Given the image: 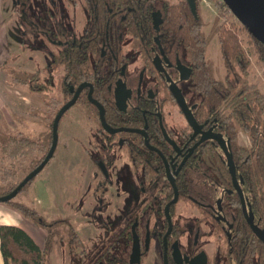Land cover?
<instances>
[{"label":"flooded vegetation","instance_id":"flooded-vegetation-1","mask_svg":"<svg viewBox=\"0 0 264 264\" xmlns=\"http://www.w3.org/2000/svg\"><path fill=\"white\" fill-rule=\"evenodd\" d=\"M28 1L16 0L26 17L31 16L23 8ZM60 10L75 19L77 34L47 43L50 63L43 71L26 70L9 56L6 60L27 73L53 75L57 81L64 74L56 58L59 52L68 44L86 43V69L81 81L74 78L76 84L70 85L65 103L83 87L59 119L56 146L44 167L54 158L62 117L75 109L74 129L82 138L73 135L69 145L74 148L73 159L84 158L87 163L93 194L98 199L104 192L129 197V217L89 264H264V166L253 167V162H264L253 157L259 147L264 150V138L253 142L249 132L237 130L234 112L226 110L219 87H213L214 105L207 103L210 88L195 80L196 64L184 51L181 31L164 29L159 4L147 33L140 36L102 28L109 25L106 16L88 14L85 0H62ZM206 49L207 45L208 61ZM212 72L225 88L230 84V93L235 90L226 70L223 80ZM18 89L43 105L30 107L27 114L2 112L12 120L6 127L9 139H22L25 145L14 163L26 161L27 175L51 146L56 114L49 126L41 94L26 86ZM31 125L47 129L35 134ZM45 134L49 136L46 152ZM88 139L93 140L91 148H100L98 155L88 152ZM237 148L244 151L238 153ZM127 173L138 190L129 188ZM31 204L35 208L33 200Z\"/></svg>","mask_w":264,"mask_h":264},{"label":"trees","instance_id":"trees-1","mask_svg":"<svg viewBox=\"0 0 264 264\" xmlns=\"http://www.w3.org/2000/svg\"><path fill=\"white\" fill-rule=\"evenodd\" d=\"M194 1L196 16L192 14L187 0H177L175 3L164 0H85V10L88 14L106 16L109 25L102 28L110 29L114 33L117 30H123L128 34L140 36L147 33L153 10L159 4L160 12L164 16V29L184 32H180L181 36H184V51L196 64L195 80L197 79L199 84L208 85L210 88L207 91L208 97L206 98H209L207 103L211 102L214 105L216 94L213 92V87H219L221 98L227 102L226 110L234 112L237 130L240 127L249 132L253 142L258 138L262 141L264 138V93L258 90L256 84L248 81L250 59L247 50L238 38V32L247 33L257 58L263 62L264 45L254 39L243 26L235 28L232 24H226V18L231 15L229 10L223 3L215 4L216 9L224 18L222 21L215 20L213 32L217 37L226 78H230L236 85L235 90L230 93L228 90L230 84L225 88L222 82L216 81L210 63L204 58L208 41L202 30L203 21L199 16L198 0ZM104 21L105 19L101 23L102 26L105 24ZM114 38L117 40V35ZM85 44L71 43L59 52L56 58L57 62L63 66L64 74L57 81L53 79V75L47 76L46 73L38 72L27 73L18 68H12L8 60H5L1 66L6 74L4 81L8 87L26 86L29 91L41 94L45 105L44 119L50 123L49 126L52 117L70 96L69 87L76 84L74 78L76 77L78 81L82 79L89 55ZM75 63L77 66L74 65ZM8 125L9 120L3 114L0 118V186L14 177L16 170L14 160L23 154V146H25L22 139H9L10 132L6 129ZM45 137L44 151L46 152L49 136L45 134ZM243 151L237 148L238 153ZM253 157L264 159L262 147L256 150ZM262 165L264 166V162L262 164L253 162L254 168ZM18 183H10L5 190L0 191V196L11 192ZM29 183L30 181L20 189L19 193L25 190ZM8 202L26 219L43 227L46 230V237L44 247L40 249L21 228L0 225V254L4 264H51L52 252L58 251L62 258H65L82 247L81 240L68 221L57 219L47 222L32 204L27 206L13 200Z\"/></svg>","mask_w":264,"mask_h":264},{"label":"rangeland","instance_id":"rangeland-1","mask_svg":"<svg viewBox=\"0 0 264 264\" xmlns=\"http://www.w3.org/2000/svg\"><path fill=\"white\" fill-rule=\"evenodd\" d=\"M167 1L177 2V0ZM61 3L62 0H29L23 8L31 16L26 17L19 12L16 0H0V60L9 56L26 70L43 71L50 63L49 52L45 50L47 43L55 37L62 39L77 34L75 19L65 11H58ZM216 3L223 2L221 0H198V9L199 16L203 21L202 30L208 41L206 57L215 72V77L223 80L225 69L217 37L213 32V24L215 20L222 21L224 17L216 9ZM54 12H57L58 15ZM76 13L77 16L81 14L78 7ZM229 13L231 14L230 11ZM16 18L20 22H17ZM226 19L228 25L232 24L235 28L242 26L232 14ZM238 38L247 50L250 59L248 81L256 84L258 90L264 93V62L257 58L246 32L239 31ZM8 61L10 67L16 68V65L10 63V59ZM0 66H2L1 62ZM18 69L22 70L21 67ZM5 77L6 74L0 67V118L3 116L2 112L7 109L27 114L30 107L43 108L42 102L32 95H28L25 90L9 88L5 84ZM74 111L75 109H71L63 116L59 125V143L54 158L50 162L51 165L55 163L54 168L57 172L51 173V176L45 166L33 180L38 182L36 185L38 187L37 194L29 186L14 199H11L31 206L34 196L38 195L37 199L44 208V212H41V217L44 220L50 222L64 219L72 226L81 240L82 247L65 258L57 253L56 264H89L94 261L111 243L114 237L113 232L117 231L120 224L129 217L126 207L129 204V197L126 195L117 196L115 193L110 195L111 192L105 195L104 192L99 193L100 199H98L93 194V183L88 181L87 163H84V158L73 159L74 148L69 145L73 140L71 137L78 135L79 138H82L81 132H76L74 129L76 122ZM7 119L10 120L9 117ZM34 127L35 134L47 129L46 125L45 127L41 125ZM88 136L90 135L87 134V138ZM91 141L93 140L88 139L85 143L90 144ZM90 146L91 144L87 146V150L92 155L100 153V148L95 150ZM27 168V162L18 159L14 177L8 182H4L0 186V191L5 190L10 183L20 182L26 175ZM125 178L131 190H138V184L130 173H127ZM33 181L31 184L34 183ZM104 200L105 204H103ZM0 203L6 207L14 208L8 201Z\"/></svg>","mask_w":264,"mask_h":264},{"label":"water","instance_id":"water-1","mask_svg":"<svg viewBox=\"0 0 264 264\" xmlns=\"http://www.w3.org/2000/svg\"><path fill=\"white\" fill-rule=\"evenodd\" d=\"M187 1L192 14L196 16L195 1L194 0H187ZM221 1L231 12V14L239 21V23L247 30V32L259 43L264 45V0H221ZM82 87L83 84L77 88L74 96L64 105H62L60 109L57 111L52 122V143L44 159L31 172H29L11 192L3 196H0V202H7L12 198H14L17 195V193L20 191V189L28 181H30L51 158L57 142V127H58L59 119L61 118L62 114L70 106L73 105V103L77 98L78 92L81 90ZM98 107L100 109L101 120L105 125L103 119V110L99 105ZM166 217H168L167 212H166Z\"/></svg>","mask_w":264,"mask_h":264},{"label":"crops","instance_id":"crops-1","mask_svg":"<svg viewBox=\"0 0 264 264\" xmlns=\"http://www.w3.org/2000/svg\"><path fill=\"white\" fill-rule=\"evenodd\" d=\"M6 59L7 56H5L3 60H0L1 65ZM45 168H48V174H50L51 176H52L51 173L57 172L56 168H54V165L48 164ZM33 182L34 183L31 184L30 186L32 187L33 192L36 193V190L38 189L36 185L38 184V182L37 181H33ZM37 198L38 195L34 196L33 201L36 210L41 215V212H44V208L42 207L43 205ZM0 225H10V226L19 227L22 230H24L26 234H28V236L33 240V242L36 244L38 248L42 249L44 247L46 230L38 225H35L30 220L26 219L15 208L9 206L6 207V205L5 206L1 205V203H0ZM57 253L58 251H54L51 253L50 255L51 264H56L55 257ZM0 264H4L1 254H0Z\"/></svg>","mask_w":264,"mask_h":264}]
</instances>
